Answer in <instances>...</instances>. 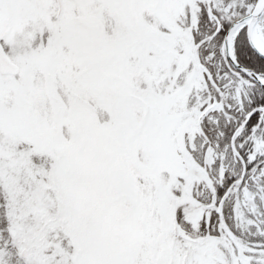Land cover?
I'll return each mask as SVG.
<instances>
[{
  "label": "snow or ice",
  "instance_id": "6c2138e0",
  "mask_svg": "<svg viewBox=\"0 0 264 264\" xmlns=\"http://www.w3.org/2000/svg\"><path fill=\"white\" fill-rule=\"evenodd\" d=\"M0 264H264V0H0Z\"/></svg>",
  "mask_w": 264,
  "mask_h": 264
}]
</instances>
